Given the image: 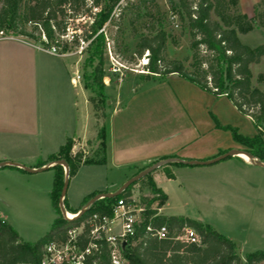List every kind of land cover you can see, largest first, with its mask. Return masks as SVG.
I'll use <instances>...</instances> for the list:
<instances>
[{"label":"trees","instance_id":"1","mask_svg":"<svg viewBox=\"0 0 264 264\" xmlns=\"http://www.w3.org/2000/svg\"><path fill=\"white\" fill-rule=\"evenodd\" d=\"M120 0H3L0 10V33L15 32L20 36H28L27 27L32 26L39 35H44L49 45H56L61 53H66L68 45L78 44L81 37L74 34V41L67 42L61 38L67 35L73 23L86 21L82 33L87 47L82 52L88 53L86 60L84 83L92 95L89 103L92 106L96 120L97 137L100 147L90 155L83 151L72 153L74 141L68 139L60 150L51 155L42 164H55L53 188L50 198L55 211L60 215L59 200L64 186V169L56 163L64 160L69 168V176H73L81 166L106 165L108 153V129L101 120L107 119L106 77L104 71L106 53V28L115 25L114 12ZM172 10L180 17L182 25L187 27L190 35V47L193 52L190 60L191 71L186 67L190 60H168L166 46L169 36L161 22L146 25L147 34L139 38L136 56L148 55L147 74H141L143 84L163 81L171 75H178L200 89L217 97L226 95L239 112L248 116L254 122L258 134L253 138L243 137L236 128L217 126L232 133L233 139L246 147V151L260 162L264 163V92L252 86L251 66L257 65L264 58V44L251 48L243 44L239 35H247L255 28L264 30V0H258L253 8L254 16L248 17L239 11V0H170ZM139 11V6L134 8ZM95 10H97L95 12ZM139 17V16H137ZM149 18L150 14L146 13ZM130 26L135 31V19H130ZM90 42V43H89ZM97 65L94 66V63ZM87 72L88 67H92ZM264 82V74L257 79ZM92 146V140L87 141ZM156 163L149 164L143 171ZM174 167L185 166L183 163L173 164ZM166 177L174 180L171 171ZM138 183V182H137ZM131 185L119 197L101 199L89 206L87 212L75 221H68L63 216L58 217L49 233L30 243L21 240L19 234L10 224L0 218V264H37L42 256L43 248L54 239L63 238L66 231L77 226L86 217L99 213L111 215V207L122 198L132 196ZM139 183L141 192L146 190L149 197L141 196L146 205V212L124 251L126 264H264V251L248 253L245 260L239 255L238 246L230 238L218 233L212 226L186 216H161L159 209L163 208L168 197L157 188L151 175H146ZM96 195L88 196L83 207ZM66 212L72 215L80 210H72L64 198ZM156 205V206H155ZM166 227L167 238L157 239L147 234V227ZM194 230L200 238V243H192L180 239L184 230ZM99 264H111L104 255Z\"/></svg>","mask_w":264,"mask_h":264},{"label":"crops","instance_id":"2","mask_svg":"<svg viewBox=\"0 0 264 264\" xmlns=\"http://www.w3.org/2000/svg\"><path fill=\"white\" fill-rule=\"evenodd\" d=\"M257 1L252 0L250 7ZM70 57L48 54L21 37H0V164L14 163L34 170L47 167L49 172L54 164L41 165L68 139L74 141L72 153L76 152V142L95 139V132L88 131L89 110L80 118L75 91L78 83L73 82L77 63L73 66ZM109 121L107 164L119 170L124 179L112 183L107 192H115L154 162L174 161L164 167L174 174L175 182L178 170L197 166L173 164L209 161L233 149L246 151L230 131L217 124L236 128L247 138L258 134L252 119L239 112L226 95L217 97L178 75L146 83L130 94L126 103L114 107ZM228 159L201 170L213 174L216 194L239 184L252 189L249 168L255 164L241 156ZM157 170L152 179L169 201L168 191L157 181ZM0 171L22 179L45 172L31 174L12 165L0 167ZM94 193L86 195L83 202ZM164 209L158 214L170 216L163 214Z\"/></svg>","mask_w":264,"mask_h":264},{"label":"rangeland","instance_id":"3","mask_svg":"<svg viewBox=\"0 0 264 264\" xmlns=\"http://www.w3.org/2000/svg\"><path fill=\"white\" fill-rule=\"evenodd\" d=\"M173 1L177 2V0ZM251 1L241 0V5L238 6L239 11L248 17L254 16L253 8L256 4L250 7ZM136 6H139V11L134 9ZM2 7L3 0H0V10ZM146 13L150 14L149 18L145 17ZM114 14L115 25L106 28L107 47L103 68L106 75L104 83L106 85L105 114L107 119L101 120L102 125L110 123L109 118L114 107L126 103L130 94L145 87L140 76L147 74L146 68L142 65L147 52L140 58L135 54L140 36L148 33L146 25L156 24L159 21L165 27L169 36L166 46L168 60L183 61L187 58L190 60L193 54L189 31L182 25L180 17L172 10L170 0H120ZM131 18L135 19L137 31L130 26ZM87 21L73 23L72 27L67 29L69 38L72 34H78L81 37L78 39V44L73 42L68 45L66 54L71 56L69 62L73 66L77 63L74 72H78L81 76L75 89L80 118H85L89 110L91 115L88 131L95 132L97 137V128L92 127L93 123L95 124V117L92 115V107L88 102L92 93L84 87L85 65L89 54L79 53L80 47L88 44L82 35ZM27 34L28 36H20L15 32H5L4 35L0 33V37H21L38 46L42 44V36L32 26L27 27ZM239 38L243 44L255 48L264 44V30L255 28L247 35H239ZM190 62L191 60L186 63V67L191 71ZM95 65L97 62L94 63ZM114 69L121 71L114 73ZM92 70L93 66L87 68V72ZM251 72L253 88L264 92V82L258 83L257 81L258 77L264 74V58L259 64L251 66ZM95 139L92 140V146H88L85 141L76 142V152L83 151L86 156H92L93 152L100 147ZM205 168L207 167L197 166L180 169L178 170L179 178L175 182L166 179L165 174L170 171L167 167L156 171L158 183L162 184L170 196L167 206H164L163 214L186 216L209 224L218 233L236 243L243 260L248 253L264 251V167L250 165L249 174L253 176L254 181L252 189L241 187L239 184L237 188L222 189L217 194L213 174L209 175L210 173L201 171ZM152 174L153 172L149 175L152 177ZM26 176V179H22L18 175L14 176L0 171V218L7 221L17 231L22 241L34 243L49 233L54 221L60 215L62 216V212L59 215L55 211L50 198L54 173L45 171L38 175ZM122 179H124L123 174L108 164L82 166L69 179L65 195L67 204L74 210L82 209L86 195L94 192H107L112 183L117 184ZM132 195L136 200H141L142 195L149 197L150 193L146 190L141 192V184L138 182L132 188ZM61 199L62 197L59 205Z\"/></svg>","mask_w":264,"mask_h":264},{"label":"built area","instance_id":"4","mask_svg":"<svg viewBox=\"0 0 264 264\" xmlns=\"http://www.w3.org/2000/svg\"><path fill=\"white\" fill-rule=\"evenodd\" d=\"M61 39H68L65 41L73 42L74 34H72L71 38L66 35ZM83 45H85V42H83ZM87 45L80 47V54ZM39 47L42 51L54 56L67 55L66 53H61L60 48L55 44L49 45L44 35H42V44ZM148 55L149 53L147 52L146 59L143 60L142 64L145 68L149 62ZM123 69L126 70L125 67ZM120 71L119 69L113 70L114 73ZM131 71L136 72V70L132 69ZM80 80L81 76L75 74L73 79L74 84ZM88 208L86 205L81 210L85 214ZM146 209V205L141 200H136L133 195L120 199L116 205L111 207V215L99 213L90 215L77 226L68 229L63 238L54 239L46 244L37 264H99L104 255L109 258L111 264H126L127 260L124 256V251L128 242L136 236L137 228L142 221V216L146 212ZM74 216L76 217L77 214ZM68 221L75 220L68 218ZM147 234L161 240L167 238L168 230L166 227L155 228L149 225L147 227ZM180 239L192 243H200L197 233L190 228L184 230V234ZM124 243L126 244L125 247H123Z\"/></svg>","mask_w":264,"mask_h":264},{"label":"water","instance_id":"5","mask_svg":"<svg viewBox=\"0 0 264 264\" xmlns=\"http://www.w3.org/2000/svg\"><path fill=\"white\" fill-rule=\"evenodd\" d=\"M242 155H246L248 156V158L250 159V161L255 164V165H258V166H261V167H264V163L258 161V160H255L254 157L248 153L247 151H244V150H237V149H233V150H230L228 152H226L225 154L223 155H220L212 160H209V161H188V162H182L186 165H189V166H210V165H214V164H217L219 162H222L228 158H232V157H239V156H242ZM174 161L170 160V161H163V162H159L153 166H151L150 168H147L146 170L140 172L139 174H136L135 176H133L132 178H130L129 180H127L118 190H116L115 192H104V193H98L96 194L87 204V206H91L92 204H94L95 202H97L98 200H101V199H114L116 197H119L123 192H125L131 185L139 182L142 178H144L146 175H149L151 174L152 172H154L155 170L161 168L162 166L164 165H167V164H171L173 163ZM57 165H60L63 167V169L65 170V177H64V186H63V193H62V199H61V202H60V209H61V212H62V216L68 220L67 218V212L65 210V207H64V204H63V200L65 198V195H66V192H67V189H68V185H69V179H70V176H69V168H68V165L67 163L64 161V160H61L59 162L56 163ZM9 165H12V166H15V167H20L22 169H24L26 172L28 173H31V174H34V173H40V172H43L47 169V167H44V168H41V169H37V170H34V169H30V168H26L24 166H20L18 164H14V163H2L0 164V167H4V166H9ZM55 165V164H54ZM84 214V211L81 210L78 212L77 216L75 218H73L72 220H77L79 219L81 216H83ZM126 244L124 243L123 244V247H125Z\"/></svg>","mask_w":264,"mask_h":264},{"label":"bare ground","instance_id":"6","mask_svg":"<svg viewBox=\"0 0 264 264\" xmlns=\"http://www.w3.org/2000/svg\"><path fill=\"white\" fill-rule=\"evenodd\" d=\"M241 157L244 158L245 160H250V159L248 158V156H246V155H242ZM67 218H69V219H73V218H75V216L72 215V214H70V213H67Z\"/></svg>","mask_w":264,"mask_h":264}]
</instances>
